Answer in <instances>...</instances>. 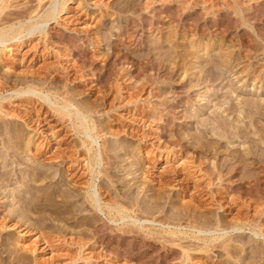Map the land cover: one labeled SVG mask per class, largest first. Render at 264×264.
Masks as SVG:
<instances>
[{
    "label": "rangeland",
    "instance_id": "1",
    "mask_svg": "<svg viewBox=\"0 0 264 264\" xmlns=\"http://www.w3.org/2000/svg\"><path fill=\"white\" fill-rule=\"evenodd\" d=\"M0 264H264V0H0Z\"/></svg>",
    "mask_w": 264,
    "mask_h": 264
},
{
    "label": "bare ground",
    "instance_id": "2",
    "mask_svg": "<svg viewBox=\"0 0 264 264\" xmlns=\"http://www.w3.org/2000/svg\"><path fill=\"white\" fill-rule=\"evenodd\" d=\"M62 1H63V0H62ZM48 14H49V13L47 12L46 15H48ZM51 15H53V13H51ZM44 16H45V15H44ZM48 16H50V15H48ZM48 16H47V17H48ZM51 17H52V16H50L49 18H51ZM52 18H53V17H52ZM45 19H46V18H45ZM47 19H48V18H47ZM47 19H46V20H47ZM44 22H45V21H44ZM13 38H14V36H13ZM15 45L18 46L19 44L16 43ZM5 47H7V48H5ZM4 48H5L6 50H7V49H11L10 46H4ZM12 48H13V47H12ZM40 133H41V132H40ZM47 133H48V132H47ZM32 139H33V138L31 137V138H30V142L32 141Z\"/></svg>",
    "mask_w": 264,
    "mask_h": 264
}]
</instances>
